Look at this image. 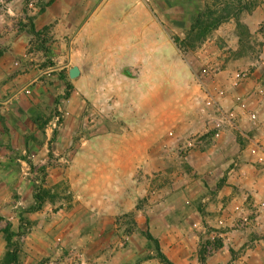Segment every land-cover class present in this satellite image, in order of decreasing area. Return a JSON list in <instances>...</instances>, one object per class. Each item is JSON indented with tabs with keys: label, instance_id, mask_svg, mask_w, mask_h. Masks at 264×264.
<instances>
[{
	"label": "rangeland",
	"instance_id": "374dc122",
	"mask_svg": "<svg viewBox=\"0 0 264 264\" xmlns=\"http://www.w3.org/2000/svg\"><path fill=\"white\" fill-rule=\"evenodd\" d=\"M53 1L0 0V175L6 174L12 181L0 197V264H21L28 259L34 227L42 223L44 230L52 220L50 213L62 209L70 235L63 245L51 248L59 251L55 255L51 252L47 257L45 248H38L39 264L51 256L58 263L81 259L91 264L94 255L111 246L116 252L143 249L145 257L164 264L156 251L157 245L160 249L157 228L154 225L150 230L156 218L167 212L159 203L166 191L171 192L167 197L172 196V179L181 177L185 199L176 203L188 211L186 199L194 195L186 187L197 176L188 157L209 137L206 116L221 112L209 104L210 96L220 97V89L211 79L225 68V63L219 64L223 55L231 60L238 79L242 74L253 77L256 67L252 64L261 66L264 75V24L258 36L249 32L241 46L236 29V51H232L236 39H217L212 50L198 52L207 38L195 41L194 50H186L182 42L191 39L190 29L182 36L168 32L174 50L166 43L163 57L150 56L148 69L139 71L119 62L109 50L105 56L73 54L70 60L64 53L75 39L56 38L50 26L44 25L42 14ZM251 9L225 6L214 11L224 22L231 14L238 17ZM61 45L66 46L64 53ZM74 66L82 72L70 79L68 72ZM22 98L25 111L18 103ZM12 99L17 106L10 104ZM124 143H129L130 150ZM129 153L136 163L132 179L139 192L134 204L143 212L120 213L114 218L115 227L100 231L92 207L93 194L102 186L98 175L110 173L115 155L120 156L118 171H127ZM205 175L212 178L215 172ZM17 182L26 184L20 194L13 189ZM124 182L119 179L105 185L122 186ZM127 201L115 199L114 204L126 208ZM180 231L183 237L189 232ZM224 233V229L210 227L195 231L197 264H233L241 256V249L230 247L219 261H208L224 246Z\"/></svg>",
	"mask_w": 264,
	"mask_h": 264
},
{
	"label": "crops",
	"instance_id": "0c3cea01",
	"mask_svg": "<svg viewBox=\"0 0 264 264\" xmlns=\"http://www.w3.org/2000/svg\"><path fill=\"white\" fill-rule=\"evenodd\" d=\"M225 6H248L252 9L250 12L243 10L238 17L235 14L229 15L212 31L198 48V52L212 50L211 45L217 39H236V44L232 46V51H236V23H243L250 33L258 36V29L264 24V0H222L221 4H214L213 0H54L42 17L44 25L50 26L56 38L73 37L77 41V44L74 41L76 45L73 46L72 42L68 46L66 53L63 52L66 46L61 45L62 53L68 55L70 60L73 54L98 53L99 56H105L109 50L119 62L124 61L128 67L134 65L135 69L145 71L148 69L150 56H156L157 59L159 56L163 57L166 43L170 49L174 50L176 47L170 41L168 32L182 36L191 28L199 11L206 7L220 10ZM222 59L219 64L225 63V68L211 79L219 87L220 97L210 96L209 101L211 107L216 106L221 113L216 115L211 111L206 116L209 126L205 131L209 133V137L198 152L192 151L188 157L189 165L197 173V176L188 180L190 184L186 187L194 195L186 199L188 211H182L185 208H179L176 203L185 199V193L179 185L181 177H174L172 196L167 197L171 192L166 191V196L159 203L162 211H167L166 214L163 212L155 223H149L150 230L154 225L157 228L156 239L160 250L172 264H197L198 238L194 233L205 227L224 229L226 232L223 235L226 236L224 246L208 261H219L229 252L230 247H234L241 249L242 253L233 264H264V75L261 66L252 64L256 67L252 69L253 77L245 78L247 75L242 74L241 79H238L239 74L231 69V60L225 59V55ZM79 70L82 72V69ZM34 92V95H39L37 91ZM13 102L12 99L10 104ZM18 103L24 111L27 110L23 98ZM12 106L17 104L13 103ZM250 111L257 114L255 126L250 122ZM45 133L47 137L48 134L46 131ZM38 136L35 133V137ZM128 144L123 145L129 149ZM115 156L114 162H110L115 164L110 166V173L98 175V183L102 186L93 194V217L98 219L96 229L100 231L115 227L114 218L120 213L129 210L141 212L134 204L139 193L135 190L132 179L136 163H133L131 153L127 154L128 170L121 173L117 169L119 155ZM206 171H214L215 176L209 178L205 175ZM49 177L52 175L49 174ZM119 179L125 180L124 185H105ZM10 183L12 181L8 175L2 173L0 197L7 191ZM24 188L26 184L22 182L20 185L17 182L13 189L20 194ZM165 190L166 187L162 188L161 193ZM114 198L128 200V206L116 207ZM170 200L173 202L172 209L168 208ZM50 215L52 220L44 225V230L41 229L42 223L34 227L28 259L26 257L21 264H39L41 258L38 248H45L44 254L49 257L51 252L55 255L58 251L54 252L51 248L67 241L70 234L65 210ZM170 215L171 222L168 221ZM178 215L179 217H175ZM243 217H248V222L241 228L239 222ZM186 229L189 231L188 235L183 237L180 230L185 232ZM55 259L51 256L45 264H63ZM155 261L145 257L143 249L136 252L123 248L116 252L111 246L107 251H99L94 255L91 264H155ZM72 264L85 262L78 259Z\"/></svg>",
	"mask_w": 264,
	"mask_h": 264
},
{
	"label": "trees",
	"instance_id": "16d2710c",
	"mask_svg": "<svg viewBox=\"0 0 264 264\" xmlns=\"http://www.w3.org/2000/svg\"><path fill=\"white\" fill-rule=\"evenodd\" d=\"M219 1L214 0V3H217ZM215 14L216 12L214 10H211L207 7L197 13L193 24L188 32V34L191 35V39H189L187 42H182V44H184L182 45V48H185L186 50H194L197 47L195 41L199 43L203 42L210 34V32L214 31L223 22L224 18L222 16L215 17ZM236 29L240 31V33H238V38L241 46L243 38L249 36L250 33L247 26L241 22L236 23ZM147 239L149 241L153 240L152 237L149 235H147ZM156 251L158 254V258L164 264H172L168 260V258H166V256L160 251L158 245L156 246Z\"/></svg>",
	"mask_w": 264,
	"mask_h": 264
},
{
	"label": "built area",
	"instance_id": "2783aa9c",
	"mask_svg": "<svg viewBox=\"0 0 264 264\" xmlns=\"http://www.w3.org/2000/svg\"><path fill=\"white\" fill-rule=\"evenodd\" d=\"M243 108H244V105H242ZM245 109V108H244ZM243 109V111H244ZM221 113V112H220ZM249 119H250V122L252 123L253 126L257 125V114L255 111H250L249 113ZM248 222V217H243L241 218V221L239 222V224L241 225V228L244 227Z\"/></svg>",
	"mask_w": 264,
	"mask_h": 264
},
{
	"label": "water",
	"instance_id": "95a60500",
	"mask_svg": "<svg viewBox=\"0 0 264 264\" xmlns=\"http://www.w3.org/2000/svg\"><path fill=\"white\" fill-rule=\"evenodd\" d=\"M79 74H80V70H79V68L76 67V66L72 67V68L69 70V72H68V75H69V78H70V79H74V78L78 77Z\"/></svg>",
	"mask_w": 264,
	"mask_h": 264
}]
</instances>
